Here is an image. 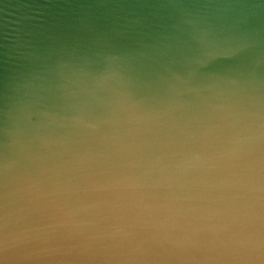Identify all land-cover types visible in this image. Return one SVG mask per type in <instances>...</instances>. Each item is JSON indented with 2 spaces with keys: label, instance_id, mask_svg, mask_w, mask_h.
I'll list each match as a JSON object with an SVG mask.
<instances>
[{
  "label": "clouds",
  "instance_id": "1",
  "mask_svg": "<svg viewBox=\"0 0 264 264\" xmlns=\"http://www.w3.org/2000/svg\"><path fill=\"white\" fill-rule=\"evenodd\" d=\"M105 8L0 97V264H264V0Z\"/></svg>",
  "mask_w": 264,
  "mask_h": 264
},
{
  "label": "water",
  "instance_id": "2",
  "mask_svg": "<svg viewBox=\"0 0 264 264\" xmlns=\"http://www.w3.org/2000/svg\"><path fill=\"white\" fill-rule=\"evenodd\" d=\"M46 4L43 10V28L31 32L20 31L23 21L17 5L22 3ZM115 0H0V97L6 91L21 56L28 50L27 43L54 42L74 31L73 25L88 26L93 18L105 13V5Z\"/></svg>",
  "mask_w": 264,
  "mask_h": 264
}]
</instances>
